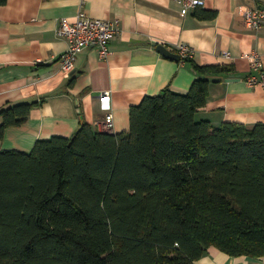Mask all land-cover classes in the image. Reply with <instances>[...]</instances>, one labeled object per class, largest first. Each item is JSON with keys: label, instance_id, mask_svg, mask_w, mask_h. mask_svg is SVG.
<instances>
[{"label": "trees", "instance_id": "16d2710c", "mask_svg": "<svg viewBox=\"0 0 264 264\" xmlns=\"http://www.w3.org/2000/svg\"><path fill=\"white\" fill-rule=\"evenodd\" d=\"M192 65L189 92L146 96L128 131L83 122L30 152L0 149V264H193L210 246L264 255V123L200 118L212 79L239 73ZM37 104L3 107L0 137Z\"/></svg>", "mask_w": 264, "mask_h": 264}, {"label": "crops", "instance_id": "0c3cea01", "mask_svg": "<svg viewBox=\"0 0 264 264\" xmlns=\"http://www.w3.org/2000/svg\"><path fill=\"white\" fill-rule=\"evenodd\" d=\"M8 0L0 5V110L23 101H37L29 119L9 127L0 137V149L30 152L37 140L53 136L72 138L86 122L104 131L101 95L110 91L114 126L128 131L131 107L148 95L169 89L187 93L196 78L192 63L232 65L238 75L211 85L199 117L213 125L264 123V88L246 81L251 59L264 63V23L249 27L244 10L264 9V0ZM95 18L118 23L109 43L110 55L100 57L96 46L84 48L75 68L61 69L60 57L68 42L57 34L62 17L81 9ZM215 11L202 18L198 11ZM160 44L177 52L179 45L193 49V61L171 59ZM226 51L232 58L224 56ZM2 120L0 119V124ZM193 264H264V255L233 256L210 246Z\"/></svg>", "mask_w": 264, "mask_h": 264}, {"label": "built area", "instance_id": "2783aa9c", "mask_svg": "<svg viewBox=\"0 0 264 264\" xmlns=\"http://www.w3.org/2000/svg\"><path fill=\"white\" fill-rule=\"evenodd\" d=\"M189 5L202 3L201 0H186ZM246 24L254 29H259L264 23V9L251 7L244 10ZM118 30V23L109 19L95 18L89 16L82 8L73 17H62L57 29V34L64 37L68 46L60 57L61 69L70 73L75 68L78 54L86 47L96 46L99 49L100 57L107 59L110 55L109 43ZM177 52L182 58H193V49L185 44L179 45ZM224 56L231 59L232 53L226 51ZM251 59V73L246 76V81L252 86L264 88V63L258 54H247ZM102 107L105 111L103 128L112 131L114 126V114L112 112V96L110 91L101 95Z\"/></svg>", "mask_w": 264, "mask_h": 264}, {"label": "water", "instance_id": "95a60500", "mask_svg": "<svg viewBox=\"0 0 264 264\" xmlns=\"http://www.w3.org/2000/svg\"><path fill=\"white\" fill-rule=\"evenodd\" d=\"M158 50L165 55L166 57H169L171 59H176V60H181V55L178 52H175L171 49H168L165 45L160 44L158 46ZM212 81L214 82H220L221 79L220 78H213Z\"/></svg>", "mask_w": 264, "mask_h": 264}]
</instances>
